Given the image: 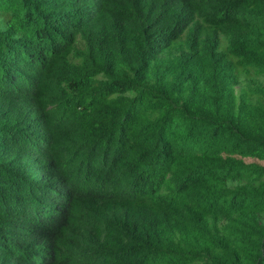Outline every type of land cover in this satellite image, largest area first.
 <instances>
[{
    "label": "trees",
    "instance_id": "1",
    "mask_svg": "<svg viewBox=\"0 0 264 264\" xmlns=\"http://www.w3.org/2000/svg\"><path fill=\"white\" fill-rule=\"evenodd\" d=\"M0 264H264V0H0Z\"/></svg>",
    "mask_w": 264,
    "mask_h": 264
},
{
    "label": "rangeland",
    "instance_id": "2",
    "mask_svg": "<svg viewBox=\"0 0 264 264\" xmlns=\"http://www.w3.org/2000/svg\"><path fill=\"white\" fill-rule=\"evenodd\" d=\"M246 161L247 162H255V160H253V159H247Z\"/></svg>",
    "mask_w": 264,
    "mask_h": 264
}]
</instances>
